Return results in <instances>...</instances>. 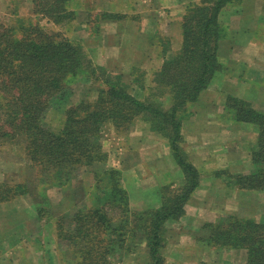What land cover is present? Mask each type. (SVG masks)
<instances>
[{
    "label": "trees",
    "instance_id": "16d2710c",
    "mask_svg": "<svg viewBox=\"0 0 264 264\" xmlns=\"http://www.w3.org/2000/svg\"><path fill=\"white\" fill-rule=\"evenodd\" d=\"M79 1L32 0V4L34 14L60 25L75 17L73 9ZM186 1L180 24L181 48L167 56L168 49L163 46L167 41L153 38L158 28L154 25L150 38L157 39L163 56L161 67L153 73V94L166 92L169 108L153 95L137 98L122 83L120 74L112 77L108 73L106 87L95 100L81 101L65 111L58 132L45 127L46 113L66 101L71 92L69 80L92 63L88 54L81 44L31 18H18L9 25L0 22V145H20L42 185L67 187L84 168L105 162L101 144L104 124L111 123L119 131L132 126L137 118L167 139L183 174L179 187L164 190L158 207L132 210L120 172L93 170L90 174L107 185L106 196H96L100 186L95 185L92 202L77 207L67 225L66 218H61L56 227L58 240L70 251L71 264H112L113 258L133 251L137 235L146 244L148 264H165V225L184 215V206L200 183V174L182 147L186 106L197 101L221 68L218 47L225 32L218 17L225 5L237 0ZM127 3V11L101 14L116 23L138 20V5L133 0ZM227 108L236 122L255 125L257 136L249 150L252 170L229 174L225 184L264 192V111L234 97L228 98ZM30 194L26 183L0 182V205ZM44 203L42 195V202L35 203L38 216L45 211ZM205 227L209 230L204 241L207 245L243 250L244 264H264V220L224 214Z\"/></svg>",
    "mask_w": 264,
    "mask_h": 264
},
{
    "label": "rangeland",
    "instance_id": "374dc122",
    "mask_svg": "<svg viewBox=\"0 0 264 264\" xmlns=\"http://www.w3.org/2000/svg\"><path fill=\"white\" fill-rule=\"evenodd\" d=\"M179 1L186 5L188 3L186 0ZM79 2L75 5V9L71 8L76 13L72 20L55 25L34 14L32 0H0V22L9 25L15 23L18 18L23 20L31 18L43 28L60 32L63 37L81 44L92 62L84 73L69 80L70 95L65 102L56 104L47 111L44 119L45 127L58 132L63 127L65 111L81 101L95 100L100 91L106 87L108 73H111V76L120 74L122 83L137 98L143 99L153 95L156 101L162 102L165 109L169 108L170 100L166 92L154 91L153 94L152 77L155 67L148 66L147 57L143 52V48L148 46L147 40H151L148 38L151 37H143L142 33L140 34L145 26L139 24L134 26L128 22L116 23L114 20L104 18L101 14V12L127 11L129 8L127 0H81ZM133 2L138 5L135 14H140L144 9L152 10V3H154L156 8L151 15V22L148 23L149 32L153 36L152 26L158 27L153 38H164L167 44L163 43V46L168 49L170 39L167 37V0H151L150 3L147 1L150 6L143 0H133ZM257 35L255 31L252 37ZM261 39L264 40V36ZM152 41L153 46L161 51L157 39ZM128 51H131V61L137 62V65L129 67L124 64L123 66L121 62L119 65L116 61L124 53L128 56ZM142 57L143 61H141ZM101 58L106 60V66L99 64ZM195 104V102L187 104L185 117L189 116L191 112L189 108L196 106ZM143 124L149 125L141 118H137L132 126L116 131L111 123H105L101 134L102 150L106 154L105 162L84 168V172L82 170L81 174L71 180L67 187L42 185L35 172L28 166L20 145L11 143L0 145V182L26 183L31 189L30 195L0 205V264H71L70 251L63 242L58 240L56 227L61 218H66L67 225L77 207H83L92 202L95 185L100 186L96 196H106L107 185L100 178L90 174L93 170L115 169L120 172V182L127 192L132 210L156 208L161 203L165 189L179 187L182 184V175L177 174L176 178L173 176L171 179L167 178V154L170 151L172 155L167 139L155 132L153 134L160 140L143 135L142 138L139 137L140 134H144V130L141 129ZM244 125L249 127V136H253L251 129L254 130L256 139V126L248 123ZM136 132L140 133L135 135ZM252 142L253 140H249L248 145H244L241 156L244 155L246 158L249 156ZM243 166L244 173L253 168L252 163L249 162ZM179 173L182 174L181 170ZM229 174H231L229 171H221L217 174L226 188L228 186L225 184V177H229ZM249 193L246 197H251V200L244 199L242 204L240 199L245 196L237 194L220 198L216 203L223 205L238 203L237 206L241 208L240 211L238 210L240 215H227L264 220V192L249 191ZM42 195L46 197V203L42 204L45 211L38 216L35 203L42 202ZM222 215L224 214L221 211L217 212L213 222L208 223H214ZM173 223L175 221L165 225V245L162 249L165 260L170 247L168 245L170 234L176 236L181 231L171 225ZM206 224L203 225L204 228ZM148 261L146 244L142 237L137 235L133 251L123 253L119 258H113L112 264H148Z\"/></svg>",
    "mask_w": 264,
    "mask_h": 264
},
{
    "label": "crops",
    "instance_id": "0c3cea01",
    "mask_svg": "<svg viewBox=\"0 0 264 264\" xmlns=\"http://www.w3.org/2000/svg\"><path fill=\"white\" fill-rule=\"evenodd\" d=\"M143 1L150 3L151 0ZM152 6V10L141 11L138 20L128 21L134 26L136 24L145 26L140 31L143 37H151L148 23L151 22V15L156 8L154 3ZM185 8L186 4L179 0H167V37L170 39L167 56L181 48L180 24ZM218 19L225 32L218 47V61L221 68L208 87L200 93L195 102L196 106L189 108L191 112L185 117V121H182L181 126L182 147L189 162L197 168L200 183L185 204L184 215L171 224L181 231L176 236L170 234L168 242L170 247L167 250L165 264H244L245 262L243 250L219 249L207 245L204 241L209 235V230H205L203 225L213 222L215 214L219 211L223 214L240 215L238 210L240 211L241 208L237 206L238 203L224 205L216 203L220 198L237 194L245 196L240 199L241 204L244 199L251 200V197H246L247 193L250 194L249 191L227 189L229 187H225L217 174L221 171L243 174V165L246 162L251 163L249 156L246 158L244 155L241 156V153L249 140L255 142L254 130L251 129L253 136H249V127L244 125L247 123L232 119V113L227 110V103L229 97H234L250 103L258 111H264V40L261 39L264 36V0H237L228 3L220 11ZM255 31L258 35L252 37ZM260 33L262 35H259ZM147 43L149 47L143 48L147 57L146 63L157 70L163 63V56L161 51L153 46L151 40H147ZM127 53V58L125 53L117 56L116 61L119 65L120 62L123 66L137 65V62L131 61V51ZM99 64L106 66V60L101 58ZM141 129L144 130V134H140L139 137L142 138L143 135L160 140L150 130L149 125L143 124ZM139 133L136 132L135 135ZM167 155V178L171 179L172 176L176 178L177 174L182 175L183 178V174L179 173L181 169L179 170L180 167L170 151Z\"/></svg>",
    "mask_w": 264,
    "mask_h": 264
}]
</instances>
